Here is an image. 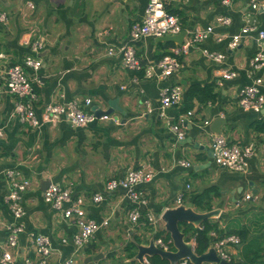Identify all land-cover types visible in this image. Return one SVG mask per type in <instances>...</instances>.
I'll list each match as a JSON object with an SVG mask.
<instances>
[{
    "label": "crops",
    "instance_id": "0c3cea01",
    "mask_svg": "<svg viewBox=\"0 0 264 264\" xmlns=\"http://www.w3.org/2000/svg\"><path fill=\"white\" fill-rule=\"evenodd\" d=\"M26 1H31L34 9H27ZM164 1L186 32L182 42L191 30L206 27L218 14L230 16L231 23L215 26L206 40L181 56L177 71L162 79L155 62L170 54L177 42L143 37L136 44L142 63L139 71L124 69L118 52L107 53L108 47L119 49L127 41L130 24L142 19L148 0H0V11L8 17L5 25L0 23V54L6 55L0 60L3 70L10 64H22L24 56L32 54L29 43L37 37L43 39L42 50L32 54L41 60L40 68L27 69L30 76L41 80L34 84L38 94L34 110L39 119L45 105L61 99L76 98L82 103L88 98L90 104L83 108L93 113L112 110L111 118L96 119L84 127L64 120L32 127L12 114L13 97L0 82V254L6 244V225L12 221L4 202L8 190L4 171L17 169L30 181L22 195L24 231L12 250L13 264H22L24 256H32L29 232L51 237L55 251L50 264H61L74 254L75 264H149L148 256L143 263L128 256L131 242L140 239L139 235L149 237L145 213L161 216L166 209L188 203L196 210L193 198L205 189L210 190L208 200L217 210L212 219L222 236L232 229L248 231L247 241L235 247L240 261L258 247L255 252L264 254V105L253 111L240 107L237 100L239 89L257 78L264 92V67L256 72L250 68L255 52L253 33L243 36L235 49L228 47L231 35L243 27L245 16L251 14L253 21L263 26L264 11H253L251 0H234L230 6L220 0ZM202 49L225 57L221 63L205 59ZM223 70L236 75L225 79ZM170 84L182 85L183 98L178 105L162 108L160 89ZM192 84H212L217 95L205 103L193 99L188 110L193 114L187 115L188 111L181 109ZM171 124L181 127L184 139L176 138ZM215 134L252 147L246 172L215 163L210 147ZM181 159L191 166H181ZM143 165L152 168L154 176L137 187L146 204L139 223L133 224L128 219V197L121 189L106 190L105 182L123 176L128 167ZM48 180L70 184L75 195L87 198L89 218L108 219V225L80 251H75L71 241L61 242L62 238L71 239L75 227L44 201L42 191ZM95 192L102 193L104 200L91 201ZM247 194L250 196L245 198ZM161 228L160 235H166L163 221ZM249 238L255 239V244L246 250ZM256 262L264 264V257Z\"/></svg>",
    "mask_w": 264,
    "mask_h": 264
},
{
    "label": "built area",
    "instance_id": "2783aa9c",
    "mask_svg": "<svg viewBox=\"0 0 264 264\" xmlns=\"http://www.w3.org/2000/svg\"><path fill=\"white\" fill-rule=\"evenodd\" d=\"M175 1V0H169ZM224 6H230L234 0H220ZM27 9H34L31 1L25 2ZM166 1L164 0H148L143 17L139 21H134L129 27V37L127 41L119 48L115 49L110 46L107 48L108 54L118 52L121 56V63L124 69L128 71H139L142 68L140 57L136 52V44L146 36L162 37L167 35L178 34L182 30V24L177 16L169 13L166 9ZM251 9L264 11V0H251ZM251 14L245 16L244 25L239 33L231 35L228 47L235 49L241 38L247 34H254L255 52L250 59V68L257 71L264 67V25L260 26ZM8 21L7 13L0 11V23L6 24ZM231 23V18L225 14H218L214 17L213 22L206 27H196L189 32L185 41L177 43L171 49V53L165 55L155 62V67L159 69L158 76L162 79L167 78L180 67V58L190 52L191 48L198 43L206 40L209 35L214 32L215 26H227ZM221 39V37H219ZM27 42V40H25ZM28 43V42H27ZM32 54L39 53L44 47L41 37L34 38L29 43ZM32 54H26L22 64H10L3 70L0 64V82L6 87L7 91L13 97L12 114L21 122L27 123L32 127H38L42 122L55 125L59 121H66L74 127H84L92 123L96 119H108L110 115H101L97 117L95 113L85 111L83 106L90 104V99H84L81 103L78 99L69 100L61 99L54 103L44 106L41 119H39L34 110V105L38 101V94L34 84L40 83L41 80L37 76H30L27 69L33 71L38 70L41 66V60ZM202 55L205 59L221 63L225 55L217 51L202 49ZM6 55L0 54V60L5 59ZM236 75L235 71L223 70L221 76L225 79L232 78ZM261 79L257 78L251 85L244 86L238 91V104L244 109L259 111L264 105V92L261 88ZM183 87L180 84H170L160 89V106L162 108L180 104L183 98ZM193 114L188 111L187 115ZM113 119V117H112ZM208 123V121H204ZM170 129L175 133L178 140L185 137V132L178 124H171ZM213 153L214 161L220 167H224L235 172H246L248 169L247 158L252 155L251 146H242L238 143H231L222 134H215L211 137L210 145ZM179 164L184 167L191 166V162L185 159L179 160ZM7 179L8 190L4 196L12 221L6 225L7 239L4 248L0 254V264H13L15 255L12 252L17 247L20 234L24 231L22 217L25 209L22 205V195L30 186V181L24 177L17 169H7L4 171ZM154 176V171L149 166H140L137 168L128 167L125 174L121 177H113L105 182L106 190L113 192L118 189L124 191L129 199L130 208L128 210V219L131 223H139L142 212L141 208L146 204V199L137 189L138 185L148 182ZM189 188V185L186 186ZM250 194L245 195L248 198ZM44 201L51 205L55 212L60 214L64 219L74 225L75 230L71 235V239L62 238L61 242L66 244L72 242L75 251L83 249L93 238V236L102 228L108 225V219L96 221L89 218L85 210L87 198L75 195L70 184H61L50 182L42 191ZM90 200L93 202H101L104 196L100 192L91 195ZM182 196L177 197V203L180 204ZM146 223L150 226L148 236L155 237L159 233L162 225L160 215H156L151 211L145 213ZM201 228V226L197 227ZM165 231V230H164ZM162 231V232H164ZM166 232V231H165ZM212 238L208 247L213 248L219 260L227 262H238L240 256L236 252L235 247L241 243V239L236 234H227L217 236L215 231H210ZM195 246V234L186 236ZM29 247L32 256L23 257L22 264H50L51 255L54 253L52 239L49 235L39 232L28 233ZM154 244L163 250H171L173 248L171 238L166 235H158L154 238ZM207 249V250H208ZM76 255L70 256L63 260L61 264H75ZM187 259L181 260L186 263ZM218 264V263H203Z\"/></svg>",
    "mask_w": 264,
    "mask_h": 264
},
{
    "label": "water",
    "instance_id": "95a60500",
    "mask_svg": "<svg viewBox=\"0 0 264 264\" xmlns=\"http://www.w3.org/2000/svg\"><path fill=\"white\" fill-rule=\"evenodd\" d=\"M186 32L181 30L178 34L167 35L158 37L162 40L174 41L181 43L183 41ZM111 109L101 110L97 109L95 114L97 117L101 115H110ZM51 181L48 180L49 184ZM217 210L211 209L210 211H197L191 207V204L178 205L174 208L166 209L161 214V219L164 222V230L169 233L172 240L173 248L171 250H163L154 244L153 237H147V235H139L140 239L134 241L136 254L132 258H136L140 263H143L144 257L159 255L164 259H167L170 264H178L181 260L187 259L193 264L203 263H218V264H240L239 262H227L219 260L217 254L213 248H209L204 253L197 254L194 251L192 242L188 240L185 233L180 230L179 225L181 223H189L194 227H199L203 220L214 217ZM144 242V243H142Z\"/></svg>",
    "mask_w": 264,
    "mask_h": 264
},
{
    "label": "trees",
    "instance_id": "16d2710c",
    "mask_svg": "<svg viewBox=\"0 0 264 264\" xmlns=\"http://www.w3.org/2000/svg\"><path fill=\"white\" fill-rule=\"evenodd\" d=\"M167 9V8H166ZM169 13H172L167 9ZM172 44V43H169ZM216 92L214 91V86L212 84H204V85H199V84H192L186 89V100H185V105L181 109L182 111H188L192 107V101L193 99H197L200 103H205L208 101H214L216 98ZM209 189H205L201 191L199 194H197L193 198V205L196 207L197 211H210L212 209L211 204L209 202ZM216 195V194H215ZM201 228L194 227L192 224L189 223H181L179 225V228L181 231H183L186 234H195V246H194V251L197 254L204 253L210 243H211V236H210V231H215L219 236H222V231L219 228V225L217 224V221H214L211 218H207L203 220L202 224L200 225ZM165 232V231H164ZM236 233L241 241L246 242L247 241V234L248 231L247 229H240V230H228L227 233L224 234H232ZM160 233L156 234L155 236L160 235ZM166 237L170 238L169 233L166 232ZM250 239V246H253L255 244V239L249 238ZM252 239V240H251ZM248 247V248H249ZM131 250L128 253L129 257H133L135 254V245L134 242H131L130 246ZM248 248L246 250H248ZM260 248L252 251L251 253L246 254V258H244L242 261H238L240 264L243 262H254L256 260H259L260 257H264V254H259L258 252H255L259 250ZM148 261L149 264H170V262L167 259L162 258L159 255H152L148 256ZM178 264H193L189 260H186V263H182L180 261Z\"/></svg>",
    "mask_w": 264,
    "mask_h": 264
},
{
    "label": "rangeland",
    "instance_id": "374dc122",
    "mask_svg": "<svg viewBox=\"0 0 264 264\" xmlns=\"http://www.w3.org/2000/svg\"><path fill=\"white\" fill-rule=\"evenodd\" d=\"M191 235V234H190ZM250 246V243L248 242L246 245H245V248L244 249H247L248 247ZM261 259L263 258V257H260ZM256 262V261H255ZM256 264H260V263H257L256 262Z\"/></svg>",
    "mask_w": 264,
    "mask_h": 264
}]
</instances>
